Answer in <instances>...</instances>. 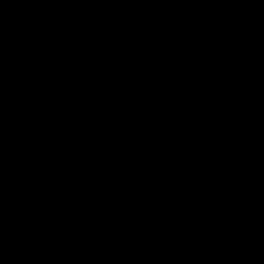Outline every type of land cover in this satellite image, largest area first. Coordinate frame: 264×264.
Here are the masks:
<instances>
[{
  "label": "water",
  "instance_id": "1",
  "mask_svg": "<svg viewBox=\"0 0 264 264\" xmlns=\"http://www.w3.org/2000/svg\"><path fill=\"white\" fill-rule=\"evenodd\" d=\"M0 264H264V0H0Z\"/></svg>",
  "mask_w": 264,
  "mask_h": 264
}]
</instances>
